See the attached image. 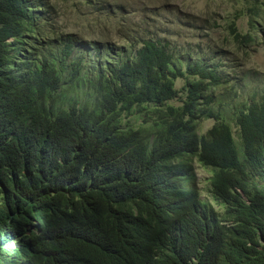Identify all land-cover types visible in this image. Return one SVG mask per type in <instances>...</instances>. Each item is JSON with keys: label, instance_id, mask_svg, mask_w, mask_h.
Returning a JSON list of instances; mask_svg holds the SVG:
<instances>
[{"label": "trees", "instance_id": "trees-1", "mask_svg": "<svg viewBox=\"0 0 264 264\" xmlns=\"http://www.w3.org/2000/svg\"><path fill=\"white\" fill-rule=\"evenodd\" d=\"M235 3L208 27L227 47L195 57L156 21L119 26V48L61 24L58 0H0V264H264V78L247 66L264 0Z\"/></svg>", "mask_w": 264, "mask_h": 264}, {"label": "rangeland", "instance_id": "rangeland-1", "mask_svg": "<svg viewBox=\"0 0 264 264\" xmlns=\"http://www.w3.org/2000/svg\"><path fill=\"white\" fill-rule=\"evenodd\" d=\"M58 1L59 5L63 6L61 24H69L72 32L89 41L94 39L111 40L118 42L117 45L121 48L123 42L116 35V29L125 25L126 28L135 26V30H139L137 25L141 23L144 25V21L149 19L156 21L162 30L164 28L172 30L176 34L172 40L178 47H185L187 52H189L187 48H195L194 52H189L195 57L205 56L209 48L216 44L227 47L224 41L227 36L225 31L222 29L212 31L208 27L215 23V20L226 25L229 18L234 17L235 12L241 7L240 3H235V0H115L117 3L125 5L126 10L123 15L109 17L87 8L78 10L75 7L78 0L66 3V5L61 0ZM207 15H211L213 18L209 19L206 17ZM238 26L247 32V19L239 21ZM102 32L104 33L102 34ZM248 50L250 54L247 62L248 68L255 69L260 75V79L264 78V46H254ZM230 58L231 56L228 54L222 56V59ZM182 83V80L177 82V89L180 90ZM174 104L179 105L178 102ZM213 124L214 122L211 120L204 121L201 125V133H206ZM237 133L235 138L239 140ZM195 174V185L202 198L206 199L211 177L210 169L195 165Z\"/></svg>", "mask_w": 264, "mask_h": 264}, {"label": "clouds", "instance_id": "clouds-1", "mask_svg": "<svg viewBox=\"0 0 264 264\" xmlns=\"http://www.w3.org/2000/svg\"><path fill=\"white\" fill-rule=\"evenodd\" d=\"M84 42H86V41H84Z\"/></svg>", "mask_w": 264, "mask_h": 264}]
</instances>
